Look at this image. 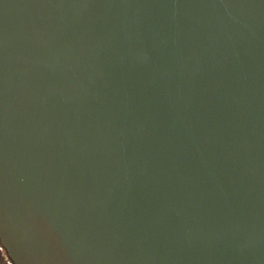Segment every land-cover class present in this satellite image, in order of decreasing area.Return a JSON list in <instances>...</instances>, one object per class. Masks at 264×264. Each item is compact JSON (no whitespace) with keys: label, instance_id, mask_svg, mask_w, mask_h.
Here are the masks:
<instances>
[{"label":"water","instance_id":"1","mask_svg":"<svg viewBox=\"0 0 264 264\" xmlns=\"http://www.w3.org/2000/svg\"><path fill=\"white\" fill-rule=\"evenodd\" d=\"M0 245L264 264V0H0Z\"/></svg>","mask_w":264,"mask_h":264},{"label":"flooded vegetation","instance_id":"2","mask_svg":"<svg viewBox=\"0 0 264 264\" xmlns=\"http://www.w3.org/2000/svg\"><path fill=\"white\" fill-rule=\"evenodd\" d=\"M0 264H13L9 259L5 249L0 245Z\"/></svg>","mask_w":264,"mask_h":264}]
</instances>
